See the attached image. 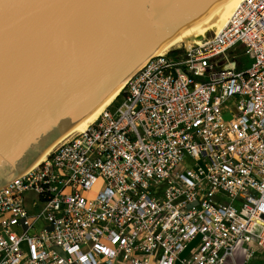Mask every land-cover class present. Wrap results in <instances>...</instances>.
Segmentation results:
<instances>
[{
	"label": "built area",
	"instance_id": "2783aa9c",
	"mask_svg": "<svg viewBox=\"0 0 264 264\" xmlns=\"http://www.w3.org/2000/svg\"><path fill=\"white\" fill-rule=\"evenodd\" d=\"M121 94L0 189V264H225L240 246L264 251V0L153 57ZM185 155L192 169H178Z\"/></svg>",
	"mask_w": 264,
	"mask_h": 264
},
{
	"label": "water",
	"instance_id": "95a60500",
	"mask_svg": "<svg viewBox=\"0 0 264 264\" xmlns=\"http://www.w3.org/2000/svg\"><path fill=\"white\" fill-rule=\"evenodd\" d=\"M224 0H0V189Z\"/></svg>",
	"mask_w": 264,
	"mask_h": 264
},
{
	"label": "bare ground",
	"instance_id": "6f19581e",
	"mask_svg": "<svg viewBox=\"0 0 264 264\" xmlns=\"http://www.w3.org/2000/svg\"><path fill=\"white\" fill-rule=\"evenodd\" d=\"M241 1L242 0H224L219 5L210 9L200 20L181 30L173 38L165 42L154 56L163 55L170 49L178 48L180 46L190 48L196 45H200L203 39L207 37V34H209V32L216 31L218 33L226 26L228 20ZM128 80H126L120 87H118L94 111H92L88 116L82 119L69 132H67L56 143L48 148L27 171L36 168L39 164H41L59 144L69 139L72 135L83 132L89 125L93 124L99 118V116L118 98V96L125 88Z\"/></svg>",
	"mask_w": 264,
	"mask_h": 264
},
{
	"label": "rangeland",
	"instance_id": "374dc122",
	"mask_svg": "<svg viewBox=\"0 0 264 264\" xmlns=\"http://www.w3.org/2000/svg\"><path fill=\"white\" fill-rule=\"evenodd\" d=\"M210 35H211V32H209V34H207V37H210ZM239 61L244 62L246 64V66H249V62L247 61V58L246 57H242ZM224 118H225V120H229L231 118V115L227 114L226 116H224ZM194 163L195 162L192 159V157H190L189 155H185V157L183 158V160H182V162H181V164H180V166H179L178 169H181V168L182 169H187V170L188 169H192L194 167ZM102 184H103L102 181L99 180L93 186L92 191L88 195V198L89 199L95 198V196L97 195V193L100 191V189L102 187ZM66 192H69V190L66 191ZM25 197H26L25 200H26V203H27V209L30 210V211L36 210V209L32 208L31 205H30L31 200L33 198H35L36 195L33 194V193H26ZM235 206L238 208V203H236Z\"/></svg>",
	"mask_w": 264,
	"mask_h": 264
},
{
	"label": "crops",
	"instance_id": "0c3cea01",
	"mask_svg": "<svg viewBox=\"0 0 264 264\" xmlns=\"http://www.w3.org/2000/svg\"><path fill=\"white\" fill-rule=\"evenodd\" d=\"M252 254L248 257L247 250L244 246H240L232 260H228L225 264H264V251L258 249L255 245L251 246Z\"/></svg>",
	"mask_w": 264,
	"mask_h": 264
},
{
	"label": "trees",
	"instance_id": "16d2710c",
	"mask_svg": "<svg viewBox=\"0 0 264 264\" xmlns=\"http://www.w3.org/2000/svg\"><path fill=\"white\" fill-rule=\"evenodd\" d=\"M121 95H122V94H120V95L118 96V98L115 100L114 103H116L117 101H119V99L121 98Z\"/></svg>",
	"mask_w": 264,
	"mask_h": 264
}]
</instances>
